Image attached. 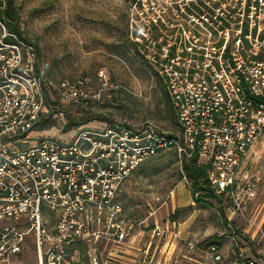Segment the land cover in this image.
I'll list each match as a JSON object with an SVG mask.
<instances>
[{
    "label": "built area",
    "instance_id": "1",
    "mask_svg": "<svg viewBox=\"0 0 264 264\" xmlns=\"http://www.w3.org/2000/svg\"><path fill=\"white\" fill-rule=\"evenodd\" d=\"M137 0L132 36L164 80L177 130L148 122L76 130L70 140L39 124L61 105L87 107L88 79L56 81L41 71L35 45L0 19V264H261L262 252L231 220L215 242L178 238L171 227L129 218L119 200L148 159L172 152L203 168L208 187L230 194L236 213L255 196L248 156L264 138V0ZM7 0H0V11ZM52 102H56V106ZM66 120L65 114H54ZM66 125V124H65ZM174 198L170 191L164 207ZM175 245V246H174Z\"/></svg>",
    "mask_w": 264,
    "mask_h": 264
},
{
    "label": "rangeland",
    "instance_id": "2",
    "mask_svg": "<svg viewBox=\"0 0 264 264\" xmlns=\"http://www.w3.org/2000/svg\"><path fill=\"white\" fill-rule=\"evenodd\" d=\"M136 2L11 0L9 19L0 16L9 31L20 33L35 45L40 70L54 80L74 82L87 78L91 92H98L105 84L101 99L92 98L90 109L85 110L93 119L83 125L84 130H104L111 122L123 126L152 122L168 131L178 128L164 80L143 61L134 46ZM50 109L46 108L45 117L50 116ZM65 124V119H50L44 130H37L68 141L77 131L73 132V127L65 133ZM176 159L172 152H163L145 161L128 179L119 194L126 215L141 220L155 210L151 222L155 219L160 225L175 223L171 227L173 242L189 234L186 240L200 244L198 254L188 253L192 258L214 242L222 220H231L245 240L262 252L259 260L264 264V138L248 156L247 174L254 176L255 196L236 213L228 193L217 200L197 199L182 181ZM170 191L174 198L162 207L157 199H164ZM185 204L188 206L183 207ZM27 261L36 264L35 251L28 253Z\"/></svg>",
    "mask_w": 264,
    "mask_h": 264
},
{
    "label": "trees",
    "instance_id": "3",
    "mask_svg": "<svg viewBox=\"0 0 264 264\" xmlns=\"http://www.w3.org/2000/svg\"><path fill=\"white\" fill-rule=\"evenodd\" d=\"M10 7H11V0H7L6 9L3 11H0V16H3L5 19L6 18L9 19V16L11 14L10 13ZM6 22H7V20H6ZM15 33L18 35L19 38L24 40V38L21 36L20 33H18V32H15ZM52 103L54 106H56V104H57L56 102H52ZM58 108L59 109L54 110V112L49 117L43 118L42 122L39 124L40 128H43L50 119H52V120L58 119V118L54 117V114H58L59 112L64 113L65 117H66V125L64 128L65 133L67 131L71 130V128H73V127H76L75 129H73V130H76L79 126L86 125V123L90 122L93 119L91 115L88 116L87 114H85V110L90 109V108H88V106L83 107V106L77 105V104H71V105L59 104ZM101 120H104V119H101ZM111 124H112V122H111ZM43 130H44V128H43ZM184 171L186 174H188L187 176L192 183L193 189L196 192L200 193V196H199L200 199L217 200L218 195L216 194L214 189L208 187L207 181L205 179V176H206L205 172H204L203 168L197 164L196 159H193L191 161L186 162L184 164ZM198 202H199V200H198ZM222 215H224L223 212H222ZM215 240H214V242H215Z\"/></svg>",
    "mask_w": 264,
    "mask_h": 264
},
{
    "label": "crops",
    "instance_id": "4",
    "mask_svg": "<svg viewBox=\"0 0 264 264\" xmlns=\"http://www.w3.org/2000/svg\"><path fill=\"white\" fill-rule=\"evenodd\" d=\"M188 206V204H185L183 207H186ZM179 207H182V206H179ZM184 236H187L186 238L190 237L189 234L188 235H184ZM186 238H184V240H186Z\"/></svg>",
    "mask_w": 264,
    "mask_h": 264
}]
</instances>
